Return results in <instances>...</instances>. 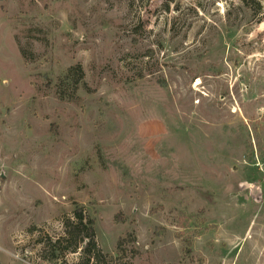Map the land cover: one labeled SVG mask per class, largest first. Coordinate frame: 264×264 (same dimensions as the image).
Returning <instances> with one entry per match:
<instances>
[{"label":"rangeland","instance_id":"rangeland-1","mask_svg":"<svg viewBox=\"0 0 264 264\" xmlns=\"http://www.w3.org/2000/svg\"><path fill=\"white\" fill-rule=\"evenodd\" d=\"M76 211L106 264H264V0H0V264H87Z\"/></svg>","mask_w":264,"mask_h":264},{"label":"trees","instance_id":"trees-1","mask_svg":"<svg viewBox=\"0 0 264 264\" xmlns=\"http://www.w3.org/2000/svg\"><path fill=\"white\" fill-rule=\"evenodd\" d=\"M85 77L84 70L80 64L72 65L67 70V74L61 79L58 85L59 90L66 83L73 84V93L83 83ZM94 221L92 219H86V217L80 215L79 211L74 213V216L68 217L64 221L65 235L59 237L56 241H49L46 244L47 251H49V258L55 259L66 248L71 252H78L79 249L88 256V262H94V264H106V255L103 253L96 241L95 229L93 226ZM124 239H120L118 248L122 250ZM65 247V248H64Z\"/></svg>","mask_w":264,"mask_h":264},{"label":"water","instance_id":"water-1","mask_svg":"<svg viewBox=\"0 0 264 264\" xmlns=\"http://www.w3.org/2000/svg\"><path fill=\"white\" fill-rule=\"evenodd\" d=\"M255 196H258L259 197V190L257 188L255 189Z\"/></svg>","mask_w":264,"mask_h":264},{"label":"built area","instance_id":"built-area-1","mask_svg":"<svg viewBox=\"0 0 264 264\" xmlns=\"http://www.w3.org/2000/svg\"><path fill=\"white\" fill-rule=\"evenodd\" d=\"M261 163H258V165L260 166Z\"/></svg>","mask_w":264,"mask_h":264}]
</instances>
